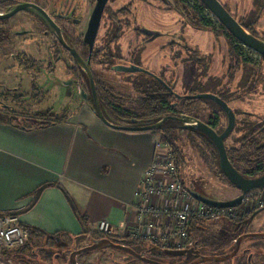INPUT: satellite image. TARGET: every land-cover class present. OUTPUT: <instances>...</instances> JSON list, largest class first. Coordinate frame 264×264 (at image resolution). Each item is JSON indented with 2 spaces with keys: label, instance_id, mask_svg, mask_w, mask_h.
I'll list each match as a JSON object with an SVG mask.
<instances>
[{
  "label": "flooded vegetation",
  "instance_id": "flooded-vegetation-1",
  "mask_svg": "<svg viewBox=\"0 0 264 264\" xmlns=\"http://www.w3.org/2000/svg\"><path fill=\"white\" fill-rule=\"evenodd\" d=\"M196 1L202 5L198 0ZM156 3L167 7L169 12L164 14L174 12L177 16L174 23L159 24L158 30L142 23L147 19L145 14H150L149 20L152 16H156L153 10ZM180 3V0H107L95 39L89 45L90 39L85 40L86 32L96 0H89V9L84 11V18L81 17L82 7L78 5L77 0H0V16L9 15L20 5H29L7 18L0 19V50L2 44L6 46L3 47L4 52L0 51V77H7L13 70L20 68L21 80L25 77L30 79L27 91L36 94L40 71L42 69L51 71L62 62L66 67L65 73L72 76L71 81L64 83V86L69 89L75 87L76 93L81 97L79 102L81 106L93 107L94 105L87 74L90 72L100 108L106 119L113 123L136 127L139 124L143 125L141 127L153 125L149 122L156 116L158 107L165 112L162 119L167 118L166 121L172 118L189 117L201 121L220 136L228 126L227 113L214 101L194 98L198 95H212L223 102L235 118L230 135L224 139L229 163L244 178H259L264 175V109L261 112H252L238 109L234 104L252 95L258 87L264 90L262 72L252 67L251 61L243 57L242 50L258 55L262 61L264 56L245 48L216 20L226 34V40L229 43V59L237 64L240 63L243 68L241 67L242 73L238 81H235L236 69L231 71L232 67L227 63L224 73L225 63L222 62L217 65L216 73L207 76L206 63L208 62L204 60L207 59L205 56L212 54L213 49L211 53L203 55L199 47L194 44L192 35L188 34V30H207L190 24ZM220 4L246 32L264 43V31L263 34L258 35L256 29L264 16V0H252L249 13L238 19L226 6ZM22 13L29 16L34 23L32 29L12 25V19ZM142 18L144 21L141 22ZM20 37L23 39L19 41ZM157 40L160 45L159 53L164 52L168 56L167 66L156 65L154 61H150V56L154 55L151 47ZM15 45L19 48L18 53H7ZM212 46L213 42L211 48ZM185 54L187 56L183 57ZM145 58L147 65L143 67L142 62ZM179 59L185 62L184 64L193 62L202 69L199 77H194V72L192 73L191 76L194 79L184 94L178 92L180 72L176 64ZM120 68L137 70L119 71ZM21 86L22 83L11 86L7 82L0 81V110L8 114V120L13 121L10 115L15 111V107L21 104L23 96L21 91L24 90ZM70 95L68 93L69 97ZM204 110L209 112L206 119L201 118ZM178 115L180 117H176ZM240 116L242 119L239 121ZM242 127L244 129L240 130ZM237 132L241 133L238 141L244 142L250 151L243 156L252 158L251 163L234 157L231 149L226 146L227 141ZM203 141L208 145L205 140ZM211 148L216 158L215 167L226 179L219 167L217 150L213 146ZM228 183L238 191L229 181ZM257 190L262 191L264 188L251 192ZM262 211L264 208L259 213ZM253 216L247 227L239 226L240 223H233L237 237L231 246L223 251H214L211 255H206L194 240H191L190 246L183 250H192L191 254L172 257L166 255L165 249L160 247L140 245L136 240L120 237L116 233L107 235L95 231L83 232L77 236L56 237L48 242V245H42L34 257H29V264L39 262L48 264H192L199 261L201 257L223 256L224 252L233 250L235 242L240 237L258 234L249 229L255 214ZM195 229L203 230L199 225H194L190 229V235ZM261 240L264 239H252L245 236L241 241L240 249L246 243L253 244L254 248V244ZM240 249L231 258L235 260L238 255H241L234 264H253L255 254L251 249L247 248L241 252ZM220 264L223 263L220 262Z\"/></svg>",
  "mask_w": 264,
  "mask_h": 264
},
{
  "label": "crops",
  "instance_id": "crops-1",
  "mask_svg": "<svg viewBox=\"0 0 264 264\" xmlns=\"http://www.w3.org/2000/svg\"><path fill=\"white\" fill-rule=\"evenodd\" d=\"M17 125L0 119V214L49 236L95 232L102 220L120 237L132 229L156 133L112 129L86 105L46 128Z\"/></svg>",
  "mask_w": 264,
  "mask_h": 264
},
{
  "label": "rangeland",
  "instance_id": "rangeland-1",
  "mask_svg": "<svg viewBox=\"0 0 264 264\" xmlns=\"http://www.w3.org/2000/svg\"><path fill=\"white\" fill-rule=\"evenodd\" d=\"M21 1V0H17ZM78 5L82 7L81 17L84 18V11L89 9V0H77ZM189 7H194V0H183ZM224 6H226L231 14L236 18H241L242 16H246L251 10L252 0H218ZM152 9V8H151ZM155 13L156 16H152L151 19H148L149 13L145 14L146 20L143 18L140 20L143 24L151 26L154 30H158V25L161 23H174L177 20L176 13L172 12L170 14H164L169 12L167 7L161 3H156L155 5ZM86 14V13H85ZM264 15V13H263ZM203 17H206L211 22V30H188V34L192 35L194 44L199 47L202 54L211 53V49H213L212 54H208L210 56H205L207 59L204 60L208 69V75L216 73V67L219 63H225V67L223 68L224 73L226 72L227 63L231 65L233 69L235 68V81H238L241 77L242 66L240 63L237 64L234 60L229 59L228 48L229 43L226 40V34L221 29L218 21L211 16V14L203 13ZM259 21L256 29L257 34L261 35L264 31V16ZM12 25L20 26L24 29H32L34 27V23L29 19V16H26L25 13L19 14L14 17L11 21ZM16 27V26H15ZM190 31V32H189ZM23 37H20L18 40H22ZM213 42V46L211 48V44ZM19 42L17 41V44ZM16 44V42H14ZM16 44V45H17ZM15 47L12 50H9L7 53H18L19 48ZM158 40L151 47V52L154 55L150 56V61H154L156 65H166L169 60L167 54L164 52L158 51L159 47ZM4 46L1 45V50L4 52ZM10 49V48H9ZM5 53V54H7ZM243 57L247 58L251 61L252 67L259 72H262L264 76V61L260 59V57L252 52H249L245 49L242 50ZM187 55H183L186 57ZM191 55H189L190 57ZM185 63V62H184ZM181 59L177 60L178 71L180 72V77L178 80V92L186 93L188 86L191 84L194 79L191 75L194 72V77H199L202 72L200 66H197L193 62H188L184 64ZM184 64V65H183ZM147 65L146 58L142 62V66L145 67ZM242 67V68H241ZM65 65L60 62L53 68V70L48 71L47 69H42L39 73V80H37V93L31 94L28 92V86L30 84V79L23 78L21 80L22 73H19V70H13L7 77L1 76L0 81L7 82L11 86L22 83L23 91H21L23 96L21 97V104L15 107V111L12 116L13 122L16 124L24 125V126H36L40 123V121L33 118L34 115L39 113H45L49 110V114L54 117L64 118V116H70L77 109H80L81 104L79 103L81 97L76 93L75 87L68 88L64 86V83L71 81L72 76L67 75L65 73ZM1 69V68H0ZM205 70V68H204ZM1 71V70H0ZM36 78V77H35ZM36 80V79H35ZM21 86V87H22ZM256 91L252 95H248L243 98L241 101H238L234 104V106L238 109H245L252 112H261L264 109V90L255 89ZM20 93V91H19ZM68 93L71 94L70 97ZM12 103V102H11ZM7 113L0 110V119H7ZM207 115H209L208 111H203L201 113V118L206 119ZM264 115V114H263ZM242 116L239 117V121ZM53 121L52 118H47L46 121ZM159 135V134H157ZM168 139L171 142V145L174 150H176V155L179 157L180 162V176L183 183L186 185L190 191L195 192L203 197L212 199V200H230L235 196L239 195V192L234 189L228 181L219 173L216 169L215 165V155L214 151L211 147H209L201 138L189 133L186 130L181 131H173L167 134ZM160 136V135H159ZM241 137V133H234L233 136L227 141L226 146L231 149L234 157L240 158L245 162L249 161L251 163L252 158L248 156H243L249 154V150L244 142L238 141ZM165 143V139H162ZM168 144V143H167ZM169 146V144H168ZM171 147V146H169ZM250 199L253 202H258L260 199L264 203V190L262 191H254L250 193ZM257 205V203H256ZM203 228V230H194L191 232V238L195 242H197V246L202 248L203 252L206 255H211L214 251H223V249H227L231 246L233 240L237 237L236 230L234 229L233 223H230L226 220L220 219L212 222H203L197 224ZM251 232L259 233L262 231L264 233V211L255 214V219L251 226L249 227ZM64 242H68L64 240ZM32 247H41L44 245V239L42 238H34L31 241L30 245ZM244 244L242 245L240 252L244 249H251V251L255 254L253 259V264H264V240L254 244ZM252 247V248H251ZM1 254V253H0ZM11 257L16 255L17 253H11ZM9 254V255H10ZM241 255H238L235 260H228L222 262L223 264H234L237 262ZM11 257L8 258V255H0V264H22L18 262V259L11 260ZM243 262V261H242ZM37 264V263H36ZM38 264H48L47 262H39ZM220 264V263H216Z\"/></svg>",
  "mask_w": 264,
  "mask_h": 264
},
{
  "label": "built area",
  "instance_id": "built-area-1",
  "mask_svg": "<svg viewBox=\"0 0 264 264\" xmlns=\"http://www.w3.org/2000/svg\"><path fill=\"white\" fill-rule=\"evenodd\" d=\"M155 149L153 160L134 193L131 205L135 212L134 224L122 237L144 241L165 250H184L191 244L192 226L220 219L241 223L264 208L261 199L258 202L250 199V193L233 208H214L196 201L181 180L174 153L159 136ZM96 229L107 235L116 233L112 225L104 220L97 224ZM123 229L125 225L121 224L118 230L121 232ZM28 237V230L18 217H0V253L23 247Z\"/></svg>",
  "mask_w": 264,
  "mask_h": 264
},
{
  "label": "water",
  "instance_id": "water-1",
  "mask_svg": "<svg viewBox=\"0 0 264 264\" xmlns=\"http://www.w3.org/2000/svg\"><path fill=\"white\" fill-rule=\"evenodd\" d=\"M205 9L213 16L216 20L220 22V24L228 31V33L235 38L241 45H243L245 48H248L262 56H264V43L260 40L254 38L252 35H250L248 32H246L228 13V11L219 3L218 0H198ZM107 0H96V4L94 6V9L92 11L90 21L88 23V28L86 32V39H90V42L88 43L91 45L95 39L99 24H100V18L104 9V6L106 4ZM29 5H20L14 9L12 13L5 16H0V19L7 18L14 13L27 8ZM87 42V41H86ZM117 70V69H116ZM119 71H135L137 69H118ZM88 78L90 80L91 88H92V96L94 99V105L93 107H90L94 115L106 126L117 129V130H124V131H133V132H153L160 128L162 124L167 120V118L161 119L159 122L144 126V127H131V126H123L118 125L116 123H113L106 119V117L103 114V111L100 108V105L98 103L94 86L92 82V77L90 72H87ZM194 98L197 99H206L214 101L215 103L219 104L220 107L227 113L228 115V126L225 129V131L220 135L217 136L216 132L209 128L207 125L202 123L201 121L189 118V117H180V118H172L174 120H177L181 124L182 130H197L204 134L214 145L215 149L218 153L219 158V167L223 175L226 177V179L234 185L238 191L239 195L233 199L230 200H212L206 197H203L195 192L190 191L191 195L194 197V199L202 204H205L210 207L215 208H233L241 204L246 194L249 192L264 188V175L256 178V179H250V178H244L242 175H240L229 163L225 146H224V139L228 137L234 127L235 124V118L232 113V111L220 100L216 99L212 95H198ZM259 213L256 212L255 214ZM252 239H264V233H258V234H249L245 235ZM240 237L233 246V250L231 253H227L223 256H216V257H201V259L197 262H194L192 264H198L202 262H213V263H220L227 261L234 257L237 252L240 249L241 241L244 239V237ZM122 248V247H120ZM230 251V249H229ZM84 252V251H83ZM164 253L166 255L172 256V257H179L184 254H191L192 250L183 251V250H164ZM197 254V251H196Z\"/></svg>",
  "mask_w": 264,
  "mask_h": 264
},
{
  "label": "trees",
  "instance_id": "trees-1",
  "mask_svg": "<svg viewBox=\"0 0 264 264\" xmlns=\"http://www.w3.org/2000/svg\"><path fill=\"white\" fill-rule=\"evenodd\" d=\"M180 4H181V8H182V11H185V14L187 15V19L190 21V24L196 26V27H199L200 29H206V30H211V22L209 19H207L206 17H203V13H208V11L204 8L203 5H200L196 0H194L195 2V6L194 7H189L187 5V3H185L184 1L180 0ZM176 5V4H175ZM210 14V13H209ZM231 39V38H230ZM156 116L152 118V121L149 122V124H154V123H157L159 120L162 119V117L164 116L165 112L164 111H161L159 110V108L157 107L156 109ZM49 110L46 111L45 113H39V114H36L33 116L34 119L40 121V123L36 126H24V125H17L18 128H23V129H26V130H30V129H37V128H46L48 126H51V125H54L58 122H61L63 121L64 118H59V117H54L52 116L51 114H49ZM104 114V112H103ZM105 116V114H104ZM175 116V115H173ZM53 117V121H46L47 118H52ZM176 117H180V115L176 116ZM148 124V125H149ZM132 125V124H131ZM143 126L142 124L140 125H137V127H141ZM131 127H136V126H131ZM244 127L240 128V130H243ZM182 130L181 128V124L179 121L177 120H168L166 122H164L162 124V126L160 128H158L157 130L153 131L154 133L156 134H159L158 136L161 137V139H165V143H168L171 149V151L174 153L176 159H177V163L178 165H180V162H179V157L176 155V150L173 149L172 145H171V142L170 140L168 139V135L169 133L173 132V131H180ZM192 133H194L195 135H197L198 137H201L203 138V140H205L208 145L210 147H214L213 143L204 135L202 134L201 132L197 131V130H188ZM167 144V145H168ZM215 149V147H214ZM43 187L39 188L35 193H34V198L33 200L35 201L38 197V195L40 194L41 190H42ZM1 216H4V214H0V217ZM253 215L251 217H249L247 220L241 222L239 224V226H244V227H247L250 222L252 221L253 219ZM24 226V225H23ZM27 230H28V233H29V237H28V241L27 243L21 247V248H18V249H15V250H6V251H2L0 255H8V258L11 257V253H17L16 255H13L11 257V260L13 259H18V262L22 263V264H29V257H34L36 252L37 251H40V247H32V244L30 245L31 241H33L34 238H42L44 239V244L45 245H48V242L50 241H53V239H55L56 237H62L60 235H55V236H49L43 232H41L40 230L38 229H35V228H31V227H26L24 226ZM237 227V226H236ZM140 245H144V246H148V247H154L156 248V246L150 244V243H147V242H144V241H137ZM232 251V249H230V251L228 250L227 252H224L223 255L227 254V253H230ZM10 254V255H9Z\"/></svg>",
  "mask_w": 264,
  "mask_h": 264
}]
</instances>
